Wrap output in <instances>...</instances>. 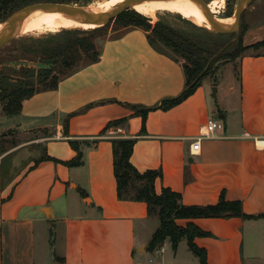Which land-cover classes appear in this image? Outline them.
<instances>
[{
  "label": "crops",
  "instance_id": "crops-1",
  "mask_svg": "<svg viewBox=\"0 0 264 264\" xmlns=\"http://www.w3.org/2000/svg\"><path fill=\"white\" fill-rule=\"evenodd\" d=\"M237 70L216 111L204 80L164 109L186 88L183 63L145 29L128 27L103 42L98 61L25 100L1 125L16 129L22 140L0 153V163L23 151L3 178L0 169V264H200L181 255L185 238L177 249L170 238L148 249L147 237L160 223L153 226L158 217L148 214L146 202L118 197L115 139H134L132 165L140 172L158 170L156 190L180 193L184 205L216 204L222 195L239 200L255 218L177 222L192 221L209 233L195 238L209 264H250L244 229L264 220V52H244ZM219 91L217 86V97ZM138 110H148L145 130ZM211 115L224 129L193 153L191 144ZM72 143L82 151L79 166L66 163L78 154Z\"/></svg>",
  "mask_w": 264,
  "mask_h": 264
},
{
  "label": "rangeland",
  "instance_id": "rangeland-1",
  "mask_svg": "<svg viewBox=\"0 0 264 264\" xmlns=\"http://www.w3.org/2000/svg\"><path fill=\"white\" fill-rule=\"evenodd\" d=\"M101 1L102 0H21L19 7L15 8L5 17L0 18V25H2V22L11 14L30 5L62 4L93 10ZM187 1L200 8V6L193 1ZM203 1L206 4L207 10L212 14L226 18L233 17L239 2V0ZM25 3L27 4L25 5ZM127 10H138L137 12L149 17L153 23L159 22L168 26L186 40L193 41L197 49L202 51L203 57H210L209 61L211 62L216 61L213 65V70H211L204 79V82L207 83L208 86L209 104L215 111L217 101L222 102L224 99L222 94L226 93L229 89L228 85H226L227 80L232 77V73H234L235 77L238 76L237 67L239 57L231 58L233 57L232 53L242 46H250L264 41V39H262L264 37L258 34L260 31L264 32V0L252 1L242 15L238 34L219 33L211 29L209 23L195 22L185 18L179 13L164 9L156 8L154 10L142 11L140 8L133 5ZM117 17L102 28L72 30L53 29L51 31L27 34L18 31L15 37L0 49L1 82L8 85V88L10 86L24 87L29 85L35 89H42L55 79L62 78L84 67L97 57L103 42L107 38L118 35L129 27H125L122 23L117 22ZM89 35L94 37L93 51L84 52V49L79 48V46H74L78 49L77 52L68 51L66 49V46L70 45L71 42L84 39L89 37ZM170 52H172L176 58L181 59L172 49ZM247 52L263 53L264 45L259 48H250ZM223 53H230V57L226 55L222 56ZM191 81L192 78H190V82ZM214 86H220V93H218L217 98L213 95ZM222 104L224 105L223 102ZM1 108L2 106L0 104V114L2 115V117H0V153L22 140V135L16 134V129H4V127L1 126L8 123V118L6 117H10L4 114ZM217 117L219 118V116ZM21 151L23 150L16 152L13 156L5 158L0 163V169L2 170L1 178L6 175L5 172L9 167L7 166L8 163L12 164L13 158ZM14 169H18V166L15 165ZM152 223L153 226L154 224L159 225L160 221L158 218H155ZM244 234V254L251 255L250 264H264V220L258 222L254 226L247 225L244 229ZM151 237V234L148 235V240H150ZM183 243L185 242L180 244L181 255L184 257L187 253L191 254L192 257H194L193 259H199V257L190 250L189 245L185 244L184 246ZM169 247L172 249L171 244Z\"/></svg>",
  "mask_w": 264,
  "mask_h": 264
},
{
  "label": "trees",
  "instance_id": "trees-1",
  "mask_svg": "<svg viewBox=\"0 0 264 264\" xmlns=\"http://www.w3.org/2000/svg\"><path fill=\"white\" fill-rule=\"evenodd\" d=\"M20 4L21 0H0V18L11 13L15 8L19 7ZM26 4L27 3H25V5ZM137 11H124L116 20L125 27H140L145 29L153 42H158L165 48L167 47L166 49H169V52L172 49L181 57V59H178L183 63L186 71V88L180 95L162 104V108L166 109L188 98L202 84L211 70H213L212 68L216 61L209 64L210 57H203L202 51L197 49L193 41L186 40L183 36L177 34L173 29L162 23H153L149 17ZM93 38V36L89 35V37L84 39L71 42L70 45L66 46V49L68 51L77 52L78 49L74 46H79V48L84 49V52L93 51ZM262 45H264V41L250 46H242L232 53L233 57L231 58L240 57L248 49L259 48ZM223 55L230 57V53H223L222 56ZM99 56L100 51L97 57L90 63L98 61ZM62 78L55 79L42 89H35L29 85L24 87L10 86L8 88V85H5L0 80V104L3 113L8 116L18 114L25 100L31 98L40 90L56 88L58 82ZM190 78H192L191 82ZM147 111L148 110H138V113H141L143 116L142 130H145ZM122 122H124V119L114 121L108 126H116ZM134 143V139L113 140L114 173L117 180L118 197L123 200L146 202L148 205V214L160 219V226L155 230L149 242L148 249L153 251L162 246L167 238L171 239L173 248L177 249L179 242L185 238L190 250L199 257L200 264H209L206 249L198 246L195 242L196 237L208 236L209 233L192 221L188 222L186 226H182L178 224V219H195L202 217H244L246 219H252L255 218V216L246 214L239 200H227L224 195L220 197L218 203L202 206L182 204L180 193L168 187H163L161 191L158 192L155 183L157 178L161 176V173L158 170L140 172L131 163ZM72 145L76 146L78 154L74 159L66 163L70 166H79L83 163L82 151L79 150L78 144L72 143ZM125 170L129 172L127 176L122 175ZM262 216H264V214L260 215V217Z\"/></svg>",
  "mask_w": 264,
  "mask_h": 264
},
{
  "label": "water",
  "instance_id": "water-1",
  "mask_svg": "<svg viewBox=\"0 0 264 264\" xmlns=\"http://www.w3.org/2000/svg\"><path fill=\"white\" fill-rule=\"evenodd\" d=\"M139 1L141 0H125L124 2L112 7L110 10L101 13H95L89 9H83L62 4H36L24 7L11 14L4 22H2L3 27L0 29V49L3 48L8 42H10L15 37V35L22 27L24 20L31 13L37 10L59 12L75 21H78L80 23L95 24V28H99L108 24L111 20L115 19L117 16H119L125 10L131 8L134 4L138 3ZM191 1L200 6L208 22L211 25V29L219 33L238 34L242 15L250 6L253 0H239L236 10L233 14L234 22L231 24L222 22L217 19L214 14L207 10L205 6L206 4L203 0ZM213 95L215 98H217V86L213 87ZM128 174L129 172L127 170L123 171L122 173L123 176H127Z\"/></svg>",
  "mask_w": 264,
  "mask_h": 264
},
{
  "label": "bare ground",
  "instance_id": "bare-ground-1",
  "mask_svg": "<svg viewBox=\"0 0 264 264\" xmlns=\"http://www.w3.org/2000/svg\"><path fill=\"white\" fill-rule=\"evenodd\" d=\"M125 0H102L98 6L91 10L95 13L105 12L110 10L112 7L124 2ZM142 11L164 9L170 12L179 13L185 18L201 23H209L202 9L192 4L187 0H141L134 4ZM215 16V15H214ZM222 22L233 23L234 17H218L215 16ZM210 24V23H209ZM211 26V25H210ZM3 24L0 25V29ZM95 24L80 23L75 21L62 13L55 11H41L37 10L31 13L23 22L20 28L21 33H37L51 31L53 29H92L95 28ZM22 35V34H21Z\"/></svg>",
  "mask_w": 264,
  "mask_h": 264
},
{
  "label": "built area",
  "instance_id": "built-area-1",
  "mask_svg": "<svg viewBox=\"0 0 264 264\" xmlns=\"http://www.w3.org/2000/svg\"><path fill=\"white\" fill-rule=\"evenodd\" d=\"M223 129L224 122L220 118L214 115L209 116L201 127L200 133L194 138L191 144V151L193 153H198L201 149V142L203 139L215 137L217 132Z\"/></svg>",
  "mask_w": 264,
  "mask_h": 264
}]
</instances>
